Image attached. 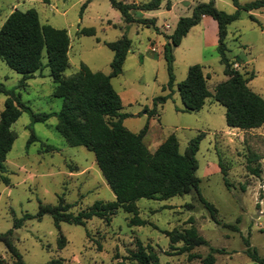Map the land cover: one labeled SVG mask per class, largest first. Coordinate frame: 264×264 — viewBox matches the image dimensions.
<instances>
[{"label": "rangeland", "instance_id": "374dc122", "mask_svg": "<svg viewBox=\"0 0 264 264\" xmlns=\"http://www.w3.org/2000/svg\"><path fill=\"white\" fill-rule=\"evenodd\" d=\"M121 1L142 4L149 0ZM210 1L171 0V10L164 4L158 11L134 13L137 18H156L161 31L158 33L136 22L127 23L110 0H0V30L13 11L36 9L43 25L68 31L71 47L66 77L77 74L82 64L95 73L110 75L114 53L107 43L127 35L132 49L122 74L112 79L114 89L123 98L122 113L128 115L125 127L139 133L148 126L144 142L151 153L171 135L177 137L184 153L191 140L205 134L197 155V175L203 197L218 209L221 221L217 224L211 219L196 193L163 201L141 199L137 206L139 217L146 222L143 226H131L134 214L122 209L110 223L94 218L86 226L61 223L57 228L53 217L45 215L40 220L26 221L14 232V244L27 264H52L58 260L63 264H120L138 250L137 240L151 247L161 264H202L212 250L222 251L215 252L216 264H256L247 255V240L264 258V127L250 131L229 128L226 108L212 98L200 112H184L177 90V84L187 79L189 67L194 65L204 67L211 93L228 79L217 51L218 25L213 18H203L175 49L176 86L174 91H164L170 81L163 53L165 35H172L179 20L192 16L197 5ZM214 1L227 14L237 11L233 0ZM255 1L258 0H239L242 6ZM84 28H95L96 36L80 34ZM226 44L235 69L246 78L256 75L249 87L264 99V9L242 10L240 18L228 27ZM43 63L48 65L46 52ZM22 79V75L0 60V83L16 89L22 102L35 114L61 111L63 100L54 97L56 85L49 67L28 80L26 88H19ZM170 93H173L171 99L157 107L156 115L147 113L154 109L155 98ZM6 99L0 95V115ZM57 124L56 117L38 122L29 112H24L13 125L17 139L5 162L6 172L0 171V234L12 230L15 220L26 214L37 216L40 205L58 206L61 199L72 206L69 212L74 215L96 202L116 201L95 154L85 147L69 146L58 132ZM33 132L38 141L29 145ZM47 146L57 151L47 152ZM252 154L260 157L259 163L252 164V167L261 165L260 176L248 170ZM220 162L226 170L228 185ZM2 177L8 178V183ZM191 218L195 220L193 225L189 223ZM192 226L207 241L192 251L199 256L194 260L188 254H175L166 234ZM61 238L66 240L63 249L59 246ZM182 246L183 243L175 245ZM0 261L15 264L2 242ZM125 263L136 264L129 260Z\"/></svg>", "mask_w": 264, "mask_h": 264}, {"label": "trees", "instance_id": "16d2710c", "mask_svg": "<svg viewBox=\"0 0 264 264\" xmlns=\"http://www.w3.org/2000/svg\"><path fill=\"white\" fill-rule=\"evenodd\" d=\"M114 9L118 10L127 23L136 22L145 28L154 29L161 33L157 27V19L134 17V13L158 11L166 4L171 10V0H149L146 3L135 4L121 0H110ZM237 11L227 14L216 7L214 0L197 5L190 17L179 20L172 35H165L164 58L167 62L170 81L164 91H174L176 78L174 74L175 49L190 31L198 26L205 16L213 18L218 24V47L221 63L225 67V75L228 79L219 84L215 93H211L207 85V77L204 67L194 65L189 67L188 77L177 84V90L184 104V112H200L209 98L226 108V123L229 128L242 131L256 130L264 127V99L255 93L249 82L255 78L251 74L246 78L243 73L235 69L233 61L228 57L226 38L228 27L240 18L241 11L252 12L264 9V0L241 5L239 0H233ZM83 6V11L86 8ZM252 19L254 17L252 16ZM80 34L96 36L95 28H84ZM113 51L114 59L111 64L112 72L106 75L101 72H93L87 65L82 64L80 71L66 77L65 73L70 66L71 40L67 30L56 29L50 25H43L36 9L26 12L15 10L7 19L0 30V60L5 62L13 71L23 76L19 88H26L28 80L46 67L51 70V76L56 85L55 98L63 100L60 112L52 114H35L29 106L22 102V98L16 89H10L0 83V95L7 99L5 109L0 115V171L6 172L5 162L12 151L17 139L12 127L20 119L24 112H29L34 121L46 122L51 117L58 119L57 130L71 147H85L93 152L103 177L115 194L114 202H96L91 208L80 212L78 215L70 213L71 205L64 199L58 206L40 205L37 216L26 214L21 219H16L14 228L0 234V242L4 243L8 252L12 255L15 264H27L13 241L15 230L21 229L25 222L32 219H41L45 215L53 217L55 226L60 228L61 223L77 226H86L87 222L94 218L110 223L112 217L120 209L128 214H134L131 226H143L146 224L138 214L137 202L141 199L168 200L177 196L196 193L200 202L208 210L211 219L221 224L218 219V209L207 201L200 190L201 179L198 177L199 162L197 155L205 134H200L191 140L184 153L180 151V144L175 135L169 136L159 148L151 153L145 145V138L149 132L146 126L139 133H134L125 127L127 114L124 109L120 94L114 89L112 79L123 72V66L132 49V42L125 35L121 40L107 43ZM48 56V65H44V53ZM173 93L154 99V109L147 110L151 116L157 114V107L163 106L172 97ZM38 141L33 132L29 145ZM46 151H57L55 147L47 146ZM260 157L252 154L249 158L248 170L256 176H260L261 165L252 167L253 163H259ZM220 168L224 174L226 170L220 162ZM8 183V178L2 177ZM194 224L193 218L189 221ZM236 229V227H230ZM172 243L175 254H188L190 260L199 258L192 251L207 244L197 228L192 226L184 231L174 230L166 232ZM183 243L176 248L175 245ZM249 259L256 264H264V258L250 247L246 241ZM65 238L60 239L59 246L65 248ZM136 252L126 258L136 264H161L157 254L151 247H145L137 240ZM215 252H212L202 260V264H216ZM123 261L120 264H126ZM0 264H3L0 261ZM52 264H63L62 260Z\"/></svg>", "mask_w": 264, "mask_h": 264}, {"label": "crops", "instance_id": "0c3cea01", "mask_svg": "<svg viewBox=\"0 0 264 264\" xmlns=\"http://www.w3.org/2000/svg\"><path fill=\"white\" fill-rule=\"evenodd\" d=\"M207 16H205L204 18H206ZM218 25V24H217ZM217 33V32H216ZM218 40H219V38H217ZM165 41H166V39H165ZM121 96V95H120ZM121 98H122V96H121ZM122 101H123V98H122ZM123 106H124V103H123Z\"/></svg>", "mask_w": 264, "mask_h": 264}]
</instances>
